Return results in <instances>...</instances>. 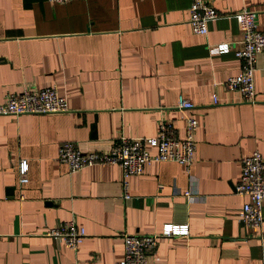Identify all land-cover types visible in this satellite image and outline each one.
<instances>
[{"label": "crops", "instance_id": "0c3cea01", "mask_svg": "<svg viewBox=\"0 0 264 264\" xmlns=\"http://www.w3.org/2000/svg\"><path fill=\"white\" fill-rule=\"evenodd\" d=\"M192 1L0 0V102L55 86L69 108L0 115V264H114L123 233L152 234L167 222L189 233L160 237L149 264H264V205L260 225L246 226L248 198L235 192L241 159L254 150L264 159V55L254 103L223 84L240 70L235 13L255 11L264 30V0H205L220 16L204 36L191 29ZM221 42L229 52H210ZM179 96L194 107L178 108ZM188 113L198 121L192 164H146L126 177L128 197L119 165L70 173L57 160L63 142L106 151L119 136L146 142L161 121L181 138ZM67 220L85 229L75 250L46 234Z\"/></svg>", "mask_w": 264, "mask_h": 264}, {"label": "built area", "instance_id": "2783aa9c", "mask_svg": "<svg viewBox=\"0 0 264 264\" xmlns=\"http://www.w3.org/2000/svg\"><path fill=\"white\" fill-rule=\"evenodd\" d=\"M64 4L71 0H48ZM220 16V13L205 0H193L189 9V23L195 34L206 35L207 23ZM235 17L238 24L239 39L233 46V53L239 59L240 70L237 74L227 77L223 84L227 90L237 91L242 100L247 103L255 102L254 73L256 70L257 54L264 55V30L258 29L257 14L255 11L242 8ZM228 42H221L209 46L212 53H226L230 51ZM217 103V99L214 98ZM177 107L191 110L194 104L187 98L179 96ZM69 110L64 97L60 96L55 86L38 90L23 89L12 92L0 102V115L20 114H49L62 113ZM198 127L197 119L188 113L185 116V133L179 138L171 123L161 121L158 124L157 134L143 139H131L119 136L114 140L112 147L106 151L82 152L73 142H63L58 147L57 160L65 164L70 173L77 172L85 167L96 164H117L122 169L126 192V177L139 175L146 164L150 162L170 161L183 165L186 169L193 162L196 148L195 132ZM155 150L151 153L146 146ZM28 165L25 160L19 164V182H27ZM238 195L247 196L248 201L243 203L239 212L240 221L246 226L258 227L262 220V206L264 205V159L258 150L241 159L240 178L235 187ZM193 193L186 192L191 198ZM189 233L186 223H164L159 232L144 235L123 233V257L114 264H149L148 257L153 254L160 237L186 236ZM58 244L75 250L85 237V229L73 220L59 222L55 227L46 231Z\"/></svg>", "mask_w": 264, "mask_h": 264}]
</instances>
